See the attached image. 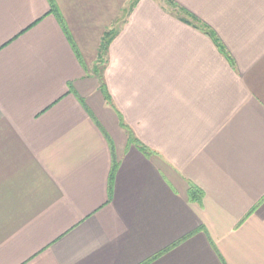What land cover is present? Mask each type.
<instances>
[{
  "label": "crops",
  "instance_id": "obj_1",
  "mask_svg": "<svg viewBox=\"0 0 264 264\" xmlns=\"http://www.w3.org/2000/svg\"><path fill=\"white\" fill-rule=\"evenodd\" d=\"M0 264H264V0H0Z\"/></svg>",
  "mask_w": 264,
  "mask_h": 264
},
{
  "label": "trees",
  "instance_id": "obj_2",
  "mask_svg": "<svg viewBox=\"0 0 264 264\" xmlns=\"http://www.w3.org/2000/svg\"><path fill=\"white\" fill-rule=\"evenodd\" d=\"M177 10L180 11L182 14H184V16H187V19H189L191 21V22H189L187 20H184V23L189 24V25L191 24L194 28H196V29H198V30L203 31L204 33H206L205 31H207L208 29L202 23H200L195 17H193L192 15L188 14L187 12H185L182 9H178L177 8ZM182 21H183V19H182ZM192 22L194 24H192ZM116 33L117 32L114 31V30H108V31H106L103 34L102 39H101V43H100V48H99L101 55H103L106 52L108 45L110 44V42L112 41V39L115 37ZM207 33H208V35L211 34L209 31ZM215 43H217L216 40H215ZM101 70L102 69L98 70V69L95 68V71L94 72L96 73V75L99 76V74H101ZM100 90H101V92H102L105 100L107 102H109V96H108L107 91H106V89H105V87H104L103 84L100 85ZM122 127H123V125H122ZM123 128L126 129L125 127H123ZM139 148L141 149V151L144 154H147V155L149 154L148 151L144 147L140 146ZM189 198H190V201L191 202H194V203L199 204L200 203V200H201V194L199 192H197V191L196 192H192V193H190Z\"/></svg>",
  "mask_w": 264,
  "mask_h": 264
},
{
  "label": "rangeland",
  "instance_id": "obj_3",
  "mask_svg": "<svg viewBox=\"0 0 264 264\" xmlns=\"http://www.w3.org/2000/svg\"><path fill=\"white\" fill-rule=\"evenodd\" d=\"M101 60V59H100ZM104 65V61L101 60V63L96 67L98 70L102 69Z\"/></svg>",
  "mask_w": 264,
  "mask_h": 264
}]
</instances>
